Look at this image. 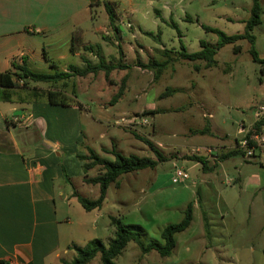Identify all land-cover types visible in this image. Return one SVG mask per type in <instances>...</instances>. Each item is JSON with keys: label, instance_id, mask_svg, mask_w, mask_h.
Wrapping results in <instances>:
<instances>
[{"label": "rangeland", "instance_id": "rangeland-1", "mask_svg": "<svg viewBox=\"0 0 264 264\" xmlns=\"http://www.w3.org/2000/svg\"><path fill=\"white\" fill-rule=\"evenodd\" d=\"M261 5L262 21L252 33L259 56L264 57V0ZM251 7L252 0H135L132 6L117 10L115 23L122 30L120 35L110 25L104 4L93 5V17L80 24V29L87 31L85 41L98 44L108 63H125L127 67L113 70L109 80L105 71H100L97 75L76 76L66 87L61 82L50 85L30 81L29 88H10L16 99H31L34 90H42L35 86L65 89L67 104L77 105L81 112L79 124L84 132L75 143L80 150L88 145L110 160L114 159L113 148L125 155L156 158L136 133L150 139L166 157L154 169L121 175L118 186H109L100 209L87 211L77 199L64 204L69 212L64 215L70 219V223H64L68 230L65 240L83 246L100 238L108 245L115 235L110 215H115L140 232L145 244L163 242L162 230L180 222L188 204L193 203L192 222L175 235L172 255L163 257L156 251L144 254L137 243L130 242L115 258L116 264H264V155L247 158L239 153L218 161L211 171L191 159L193 155L202 156L212 167L218 156L239 149V126L250 128L256 109L264 103L263 65L253 60L247 39L219 48L217 64L211 68L204 61L178 55L183 48L189 53L200 50L202 40L218 44L219 36L203 25L227 35L244 33ZM38 40L40 46L42 37ZM74 43L81 55L99 61L96 45L95 51H90ZM235 45H240L239 52H235ZM49 50L51 60H37L29 68L53 73V61L62 66L64 61L57 58L59 50ZM41 51H37L39 58ZM166 51L172 59L158 77L156 68L137 66L140 61L164 60ZM75 62L81 65V56ZM124 76L127 88L116 103H111ZM17 79L19 86H24ZM28 107L34 109L32 104ZM150 110L156 113L145 114ZM63 116L64 123L73 120ZM56 117L54 111L45 116L52 137L56 136L52 129ZM122 118L128 123L117 124ZM66 137L64 141L72 144ZM176 166L189 173L186 181L173 182ZM100 171L96 166L88 174L94 176ZM74 188L89 198L98 197L100 192L98 184L79 179L74 181ZM100 212L98 219L96 214ZM73 250L65 259L76 256ZM88 264H102L100 254Z\"/></svg>", "mask_w": 264, "mask_h": 264}, {"label": "crops", "instance_id": "crops-1", "mask_svg": "<svg viewBox=\"0 0 264 264\" xmlns=\"http://www.w3.org/2000/svg\"><path fill=\"white\" fill-rule=\"evenodd\" d=\"M105 1L0 0V71L12 68L13 62L25 63L31 68L32 62L51 60V47L59 50L57 58L64 61L62 66L53 61L55 70L68 71L72 64L80 67L86 62L94 64L81 55L74 41L90 51L94 50V45L98 47L85 41L87 31L80 29V24L93 17V5H102ZM108 2L117 20V10L132 6L135 0ZM117 32L122 35L120 28ZM38 37H42L40 46ZM100 48L97 54L101 53ZM38 50H42L40 58ZM78 56L83 61L81 65L75 62ZM142 64L144 62L140 61L137 66ZM75 77H70L69 81ZM19 87L29 88L30 83ZM35 89L43 91L34 90L31 99L22 96L16 99L10 88L0 86V264H60L61 259L74 252V241L64 239L68 231L64 223H70L69 216L64 215L69 213L64 204L77 199L74 181H85L83 161L78 155L88 154L90 146L84 145L85 149L81 150L75 146L84 132L79 124L81 112L77 105L51 104L47 98L49 88L35 86ZM31 104L34 109L28 107ZM48 111L57 114L52 128L55 137L48 135L51 129L45 118ZM20 114H30L31 124H13L11 117ZM63 115L73 120L64 123ZM65 137L70 138L72 144L65 142ZM96 216L99 219L102 213Z\"/></svg>", "mask_w": 264, "mask_h": 264}, {"label": "trees", "instance_id": "trees-1", "mask_svg": "<svg viewBox=\"0 0 264 264\" xmlns=\"http://www.w3.org/2000/svg\"><path fill=\"white\" fill-rule=\"evenodd\" d=\"M106 11L109 16L110 25L113 29L118 30V26H116V15L114 8L111 5V2H104ZM262 13L263 7L261 5V0H252L251 7V16L246 21L245 31L244 33L235 34V35H227L223 31L203 25L206 31H212L219 36V42L217 45H213L207 43L206 41H201V49L196 52H187L185 48L178 54L181 58L187 59L190 61H204L206 67L211 68L217 64L216 54L219 48L223 47L229 43H235L242 39H247L250 44V53L254 61L259 62L263 65L262 72L264 71V57H260L259 53L255 47L256 36L252 33L255 26L259 25L262 21ZM240 45H235V52L240 51ZM169 51L164 53V60H156L152 59L148 63L142 64L143 66L156 68V76L162 72L163 68L169 63V60L172 57L168 54ZM99 55V61L97 63L86 62L85 66L80 67L77 65H69L68 71L57 70L53 73H41L35 72L31 70L25 63L18 64L16 62L12 63V68L6 71H0V86L5 88H13L19 87L18 79L23 81L24 87L30 83V81L34 82H46L50 85H56L58 83H62L65 87L68 84L70 77L72 76H81L86 77L89 74L97 75L100 71H105V76L109 80L110 74L113 70L118 67H127L122 63H108L101 53ZM53 68H56V64H51ZM16 77V80H15ZM127 88V78L123 77L122 83L115 93L112 102L116 103L124 94ZM65 89L59 88H49L47 90V98L48 102L51 104H67V98L64 93ZM75 94V92H74ZM156 111L150 110L145 114H155ZM261 124L258 122L257 124ZM258 126V125H257ZM135 135L149 145L156 158L150 156H140L138 154L132 153L129 155H125L122 152L113 148L111 153L114 155V159L110 160L105 158L98 153H96L92 148H89L88 154H79V160L83 161V169L85 172L84 180L87 183L98 184L100 187V192L98 197L89 198L78 191L74 192V195L77 197V200L80 204L87 210L91 211L93 209L100 208L107 196L108 188L111 184L115 183L117 186L119 185V177L126 173H131L134 171H139L141 169L156 168L161 162L166 160L163 152L158 148L150 139L141 136L139 134ZM243 153L240 149H232L220 156L215 161L212 167L209 166L206 159L202 156L193 155L191 159H194L198 162H201L203 168L207 171L213 170L218 161H221L225 158L231 157L233 155ZM264 165V163H262ZM96 166L101 167V171L94 175L90 176L88 171ZM69 180V177L66 176ZM111 224L115 227V235L110 240L108 245H105L102 239L94 238L91 239L87 244L80 246L77 244H73V248L76 251V256L72 260L61 259L62 264H88L90 263L98 254H100V259L102 264H116L115 258H117L123 250L126 248L128 243L135 242L140 247L142 253L147 254L151 251L158 252L161 256L166 257L172 255L174 248L176 246V238L175 235L179 232L184 231L189 227L193 219V203H189L185 212L184 217L180 222L172 223L167 225L161 232V237L163 242L160 241H152L150 243L145 244L141 239V234L138 231H134L127 227L122 218L119 216L111 215ZM264 254V248H263ZM3 263V261H1Z\"/></svg>", "mask_w": 264, "mask_h": 264}, {"label": "built area", "instance_id": "built-area-1", "mask_svg": "<svg viewBox=\"0 0 264 264\" xmlns=\"http://www.w3.org/2000/svg\"><path fill=\"white\" fill-rule=\"evenodd\" d=\"M128 26L131 27L132 24L129 23ZM31 118L30 114L14 115L11 117V122L15 125L27 126L31 124ZM128 121L126 118H122L116 123L123 124L128 123ZM258 122H261V124H257ZM239 133L242 136L237 141L238 148L243 151V154L247 158H254L260 153L264 154V103L256 109V121L248 129L241 124L239 126ZM206 150L210 151V148H206ZM189 177V173L185 169L176 166L173 174V182H184Z\"/></svg>", "mask_w": 264, "mask_h": 264}]
</instances>
